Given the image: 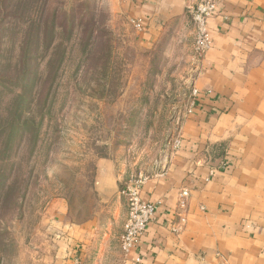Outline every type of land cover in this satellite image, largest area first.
Listing matches in <instances>:
<instances>
[{"label": "rangeland", "instance_id": "374dc122", "mask_svg": "<svg viewBox=\"0 0 264 264\" xmlns=\"http://www.w3.org/2000/svg\"><path fill=\"white\" fill-rule=\"evenodd\" d=\"M123 3L5 0L0 264H40L44 216L58 199L72 222L95 219L119 247L120 192L167 161L197 59L183 41L142 44ZM99 162L113 190L97 189Z\"/></svg>", "mask_w": 264, "mask_h": 264}, {"label": "crops", "instance_id": "0c3cea01", "mask_svg": "<svg viewBox=\"0 0 264 264\" xmlns=\"http://www.w3.org/2000/svg\"><path fill=\"white\" fill-rule=\"evenodd\" d=\"M192 4L123 3L143 20L142 44L175 39L189 48ZM207 27L211 44L191 83L195 108L177 121L181 145L141 187L158 206L137 250L145 264H264V0H216ZM108 167L97 165L100 191L117 187ZM119 215L121 235L125 201ZM44 217L40 264H134L135 253L124 256L95 219L72 222L62 199Z\"/></svg>", "mask_w": 264, "mask_h": 264}, {"label": "built area", "instance_id": "2783aa9c", "mask_svg": "<svg viewBox=\"0 0 264 264\" xmlns=\"http://www.w3.org/2000/svg\"><path fill=\"white\" fill-rule=\"evenodd\" d=\"M123 1L132 2L134 0ZM215 9L216 0H206L200 3L187 5L186 7L193 29L192 51L194 57L197 59V72H199L201 68V59L211 44L207 25L208 20ZM129 21L137 31H142L144 28L142 19L129 18ZM196 98L197 90L191 88L190 100L182 115H190L193 113ZM180 145L181 140L179 137H176L172 143V148L177 149ZM144 181L145 180H138L130 183L120 192L126 205V219L122 233L119 236V247L124 256H127L132 252L135 253L136 256L133 259L134 264H145L143 257L137 250L139 249V244L146 231L147 225L155 219V214L158 209L156 204L142 199L141 187ZM186 196L187 192L183 191L181 193V198ZM179 204L180 207L183 206V203Z\"/></svg>", "mask_w": 264, "mask_h": 264}, {"label": "trees", "instance_id": "16d2710c", "mask_svg": "<svg viewBox=\"0 0 264 264\" xmlns=\"http://www.w3.org/2000/svg\"><path fill=\"white\" fill-rule=\"evenodd\" d=\"M9 1V0H6V2ZM4 3H5V0H0V12H2V9H6L4 8Z\"/></svg>", "mask_w": 264, "mask_h": 264}]
</instances>
